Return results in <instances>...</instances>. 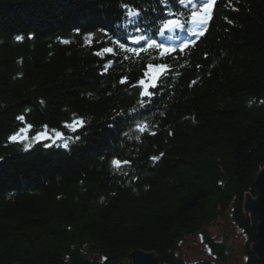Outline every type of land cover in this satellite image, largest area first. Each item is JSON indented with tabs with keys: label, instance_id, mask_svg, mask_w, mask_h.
Segmentation results:
<instances>
[{
	"label": "trees",
	"instance_id": "1",
	"mask_svg": "<svg viewBox=\"0 0 264 264\" xmlns=\"http://www.w3.org/2000/svg\"><path fill=\"white\" fill-rule=\"evenodd\" d=\"M168 2L0 0V264H131L135 251L159 264H229L228 244L208 232L219 218L243 234V264H258L244 203L264 168V0H216L198 39L184 30L154 37L176 49L163 58L110 42L114 34L137 47L125 39L140 33L122 5L140 10L147 36L166 11L183 22L198 10ZM103 47L115 54L95 55ZM147 64L171 71L141 108ZM78 118L76 132L64 126ZM26 124L30 137L45 125L63 133L68 148L9 142ZM113 159L129 163L116 169ZM196 234L211 260L180 253Z\"/></svg>",
	"mask_w": 264,
	"mask_h": 264
},
{
	"label": "snow or ice",
	"instance_id": "2",
	"mask_svg": "<svg viewBox=\"0 0 264 264\" xmlns=\"http://www.w3.org/2000/svg\"><path fill=\"white\" fill-rule=\"evenodd\" d=\"M160 2L161 4L165 5L166 8L170 9V4L168 0H160ZM176 2L179 3L182 7H187V5L185 4V0H176ZM229 3H231V0H229ZM188 4L191 5L192 9L198 8V11L196 10L191 11L190 21H187V20L183 22L179 21L178 19L175 18L176 13L171 12V11H166L163 15V18L160 19L159 24H156V23L153 24L152 27H154L155 30L153 31L152 36H147L144 34L149 30V28H142L139 26V21L141 19L140 10L131 8L128 5H122V7L125 9V14L129 18V23L133 25L134 31L137 33H140L139 35H135V36H132L131 33H129L125 39H128L130 37L131 43L136 44L137 47L133 48L131 46H127L125 42H120L119 38H113L114 34H113V37H110V42L113 44H118L119 49L125 50L128 53H134L136 55H139L141 52L145 51L148 48H154L158 50V54L162 58L165 56H168L171 52L176 51V49L171 46H165L164 44L159 43L156 39H154V37L157 35L164 36L168 32L184 30L189 34V36H193L198 39L199 36L204 35L203 29L205 28L209 19L212 16L213 8H214V5L216 4V0H188ZM227 23L231 24L232 21L228 20ZM188 24H190L191 26L186 27V25ZM76 31L79 32L78 29ZM101 31H103L106 36L109 35L108 30L103 29ZM93 36H94L93 33L86 34V37H85L86 42H89L90 38ZM29 38H31V36ZM22 39L23 37L21 36L16 37L17 41H20ZM63 42L69 43V41L67 40ZM194 43H195V40H190L186 42L180 47L179 51L183 52L184 49L189 46V44H194ZM105 54L114 55L115 54L114 48L113 47H103L99 51L95 52V55L102 57V58L105 56ZM128 58H129L128 56H124L125 60H127ZM111 63L112 61L109 60V62L105 64L104 66L105 71L108 70ZM170 71L171 69L169 68L167 64H158V65L147 64L144 66L143 76L138 81V84L142 89L139 93L141 99L138 101V104L140 105L141 108H144L147 103L151 102L152 98L155 95L156 90H159L160 87L163 86V82H164L163 77L167 76ZM145 77L149 79L150 83H145V79H144ZM126 80H127L126 77H122L120 83L124 84L126 83ZM192 83L194 84L195 81H193ZM136 111L137 109L135 107L130 109L131 113H135ZM119 114L121 113H118V115ZM17 119L20 121H24L25 118L23 115H21L17 117ZM83 124H84L83 119L78 118V119H74L71 123L65 122L64 126L66 128L71 129L73 132H76L77 127H82ZM44 127L45 129H47L46 125ZM31 128H32V125L26 124V127L21 128L19 132L14 133L12 136L8 138L9 142L21 143L23 144L24 149L27 151L31 147V144L25 143V140L32 139V140L39 142L41 139H44V140H52L53 143H55L56 139H60L63 136V133L53 129L52 132L54 133V135H49L47 134V132H45V133H37L36 136L34 137H28L26 133L28 130H31ZM136 128L140 132H145L148 128V125L146 123H137ZM21 134H24V135L22 136ZM152 134L154 135V133ZM75 139L79 140V136H76ZM44 146L50 147L51 145L45 144ZM68 146L69 145H68L67 140H63V147L67 149ZM162 155L163 153H161V156ZM150 159L153 161H156V160H159L160 157L153 156V157H150ZM128 163L129 162L127 161L122 162L118 159L112 160V165L116 169H120L122 164L126 165ZM261 175L264 176V173H262ZM203 239H204L203 234H201L200 236L201 242H203ZM205 248L208 251L209 255H212V251L210 248L207 247V245H205ZM103 259L107 260V257H104Z\"/></svg>",
	"mask_w": 264,
	"mask_h": 264
},
{
	"label": "rangeland",
	"instance_id": "3",
	"mask_svg": "<svg viewBox=\"0 0 264 264\" xmlns=\"http://www.w3.org/2000/svg\"><path fill=\"white\" fill-rule=\"evenodd\" d=\"M145 83H150L149 79L145 77ZM49 135H54V133L44 129L40 133H45ZM27 136H29L27 131ZM22 136L24 134H21ZM36 136V135H35ZM50 144L63 145V141L60 139H56L55 143L52 140H44ZM37 141L29 139L25 140V143H30L31 146L33 143ZM254 198V197H251ZM248 217V216H247ZM250 219V217H248ZM234 225L231 221L225 218H219L214 223H212L208 227V232L211 237H213L217 241H225L228 244L230 249L229 255V264H243L245 260L244 256V246H245V238L243 234L237 229L233 228ZM200 234L192 235L187 237L183 242L180 243V253L183 255L186 261L190 262H198L201 260H211V255H209L208 251L205 248V244L200 240ZM132 264V262H131Z\"/></svg>",
	"mask_w": 264,
	"mask_h": 264
},
{
	"label": "water",
	"instance_id": "4",
	"mask_svg": "<svg viewBox=\"0 0 264 264\" xmlns=\"http://www.w3.org/2000/svg\"><path fill=\"white\" fill-rule=\"evenodd\" d=\"M264 168L256 175L257 196L247 197L244 203L245 216L250 217L251 224L256 228L255 244L251 245V252L258 264H264ZM132 264H159L158 257L153 253L135 251L130 255Z\"/></svg>",
	"mask_w": 264,
	"mask_h": 264
}]
</instances>
